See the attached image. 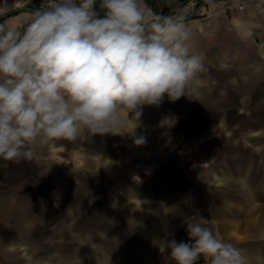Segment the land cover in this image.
I'll use <instances>...</instances> for the list:
<instances>
[{"label": "clouds", "instance_id": "clouds-1", "mask_svg": "<svg viewBox=\"0 0 264 264\" xmlns=\"http://www.w3.org/2000/svg\"><path fill=\"white\" fill-rule=\"evenodd\" d=\"M23 11L21 25L0 23V161L32 160L54 138L119 134L123 113L139 122L145 106L197 92L203 63L183 15L154 14L143 0H45ZM184 222L188 242L158 244L175 264H251L203 217Z\"/></svg>", "mask_w": 264, "mask_h": 264}, {"label": "rangeland", "instance_id": "rangeland-1", "mask_svg": "<svg viewBox=\"0 0 264 264\" xmlns=\"http://www.w3.org/2000/svg\"><path fill=\"white\" fill-rule=\"evenodd\" d=\"M240 6L223 9L221 15L225 23L214 25L208 28L207 35L204 33L192 39L190 49L202 58L203 63V70L198 73L194 84L197 92L174 102L165 97L155 113L156 117L150 122L152 128L144 136L146 142L140 147L134 144L129 134L105 135V140L98 135H95V140L94 136H85L79 146H72L69 142L68 145L74 147L69 149L52 139L32 160L0 166V232L4 233L5 239L21 231L19 229H23L31 217L41 216L29 214L30 211L67 212L69 228L73 225L88 226V214L76 217L72 214L83 203L82 198L72 196L73 178L79 177L84 182L91 178L95 182V198L98 200L108 176L120 170L128 171L131 179L139 182H151L155 176L154 169L158 168L163 175L174 176L175 180L185 176L178 180L180 189L188 193L187 196L182 195L183 207L191 212L204 205L215 208L209 200L216 186L209 167L212 164H229L237 155L250 151L261 152L260 156L264 157V124L260 121L264 119L261 118L264 104L253 101L264 99V94L259 95L253 85L249 92L248 79L242 72V67H247L255 59V45L247 39H241L240 43L233 35L230 22L232 15L241 10ZM202 16L197 14L193 18ZM209 70H217L218 74ZM227 70L234 72L226 74ZM202 125L212 129L203 137L190 138L188 130ZM124 126L130 129L133 125L126 123ZM88 140L91 143L95 141V157L84 149ZM197 145L203 148L196 150ZM88 161H95L93 169L85 166ZM255 182L254 194L249 201L254 207L239 213L236 226H248L264 212V188L259 187V174ZM233 196L239 198L237 193ZM14 198L22 201L25 214L12 209ZM56 224L55 221L51 225ZM72 238L70 232L71 257L77 251ZM27 250V246L0 247V264L9 263L13 256L24 257Z\"/></svg>", "mask_w": 264, "mask_h": 264}, {"label": "crops", "instance_id": "crops-1", "mask_svg": "<svg viewBox=\"0 0 264 264\" xmlns=\"http://www.w3.org/2000/svg\"><path fill=\"white\" fill-rule=\"evenodd\" d=\"M30 1L32 5L38 7H42L45 4V0ZM203 1L204 0H143V3L152 13L168 16L183 12L188 14ZM47 2L51 3L52 0H47ZM0 5L3 6V11L15 6L13 0H0ZM234 5H241V10L232 15L230 19L233 27V35L238 37L237 40H239L240 43H242L243 39L252 41L256 49L254 61L247 67H242L243 75L248 79L246 85L249 92L250 88H253V85L258 90L257 93L262 95L264 92H260L264 90V0H221L216 3L202 6L195 14H201L203 15L202 17L184 21L185 24L189 26L192 33L189 45H191L192 39L199 38L204 33L207 35L208 28L225 23L226 20L223 19L221 11ZM26 17L27 13L24 11H17L3 18L0 23L17 27L21 25ZM209 71L213 74H218L217 70ZM233 72L234 70H229L226 74H232ZM204 80L205 79H202V81ZM238 87L237 85L236 89H238ZM247 101H250V99ZM253 101L264 104V99H254ZM144 111L145 113H149L147 110ZM123 114L125 115L126 123L129 126H133H131L130 129L124 126L119 129V131L117 130V132L121 135H128L127 133L133 132L138 120L135 117L131 118V114V119H127V113ZM261 118H264V115H262ZM260 121L264 124V119ZM210 129H212V127H206L204 130L195 134L190 133L188 130V135L190 138L197 136L203 137ZM85 136H91V134L83 132L76 140H67L64 138L54 139L58 142L59 146L69 149L74 148L72 146L83 144L80 140L85 138ZM95 139L94 136L93 140ZM101 140H105L103 136ZM69 142L72 144L71 147L68 145ZM202 148L203 146L201 145L195 146L196 150ZM43 149L44 147L41 146L38 148L37 152ZM84 149L95 157V141L91 143L90 140H88V145L84 146ZM260 154L262 153L250 151L247 154L237 155L233 160L229 161V164H212L209 170L211 174H213L216 186L213 187V193L209 197V200L215 205V208L211 209L207 205H204L193 209L192 212L182 205V195L186 194L187 196L188 193L180 189L179 181H181L182 178L184 179L185 176L175 180V178H172L174 176L168 177L163 175L159 168L156 170L154 169L155 176L151 182L134 181L131 179L128 171L121 172L122 170H120L111 174L108 176L98 200L95 198V182L91 178H89L87 182H84L83 180L81 181L79 177H74L72 180L74 186H72V196L77 199L82 198L83 203L81 207L73 210V217L80 214H88L90 224L88 226H72V243L77 246L75 247L77 251L72 257L70 256L71 258L67 261V264H84L83 257L88 245L82 241L81 233L86 230V228H88L89 232H94V236L91 238L92 240L90 243L102 245L105 250L104 254L101 256H97V254L94 255L89 263L175 264V261L167 252H160L158 244L165 238L169 240L175 239L177 242H188V236L185 231L187 225L184 221L185 219L196 220L199 216L207 220L208 226L212 228L218 237L245 249L251 256V264H264V212L259 214L257 220L248 226H236L235 224L236 218L241 211L246 208L250 209L254 207V205L251 204L252 201H249L254 194L255 178L257 174L261 176L259 187L264 188V164L252 165L249 168L247 177L240 172L233 177L224 174V170L226 168H231L235 159L239 156L255 155L258 161L260 160L262 162L264 161V157H261ZM10 163L11 162L0 161V165L6 164L8 166ZM85 166L93 169L95 161H88ZM213 166L217 168L213 170ZM123 175L126 176L130 182L137 185L138 190L131 195L118 198L119 209L122 216L121 226H95L103 192L107 188L108 182L115 179L117 176ZM189 184L191 185L192 182L190 181ZM65 187L67 188L68 186ZM164 188H169V190L165 191ZM234 193L239 194L238 199L233 196ZM11 207L16 213L25 214L23 203L19 198H14ZM45 213H47V211H30L29 214L42 215ZM30 219L26 221L23 229H19L21 231L14 233L12 238L5 239L4 233L0 232V247H5V245L8 247H18L14 244L15 238L17 235L27 232L26 226H29ZM22 246H27L28 248L24 257L13 256V259L6 264H14L19 258L23 260L22 264H27L28 258L31 257V249L27 244L22 243L19 245V247ZM49 264H51V262H49Z\"/></svg>", "mask_w": 264, "mask_h": 264}, {"label": "water", "instance_id": "water-1", "mask_svg": "<svg viewBox=\"0 0 264 264\" xmlns=\"http://www.w3.org/2000/svg\"><path fill=\"white\" fill-rule=\"evenodd\" d=\"M221 0H204L193 8L185 17V20L192 19L199 8L208 5L210 3H216ZM26 7H38L32 4H26L23 6H14L8 8L0 13V21L6 16L15 13L17 11H23ZM161 16H165L164 14ZM159 107V106H158ZM157 106H145L142 110V115L135 126V132L137 136H146L149 129L152 128L151 120L155 118V113L158 109ZM147 110L149 113H145ZM206 127L202 125L197 128L189 129L190 133L195 134ZM146 145V144H145ZM260 161V160H259ZM255 155L239 156L235 159L231 168H226L224 174L226 176H236L238 173H242L246 177L248 176L249 168L252 165H262L264 161L259 162ZM217 167L213 166L215 170ZM168 191L169 188H164ZM138 190V186L128 180L126 176H117L108 182L107 188L103 192L101 206L97 213V222L95 226H121V211L119 209V199L122 196L131 195ZM67 213L47 212L39 217H32L30 219L29 226H26L27 232L16 236L14 244L19 246L24 243L30 246L32 264H37V261H48L51 264H67L70 259V246H69V233L72 232V226L69 228L66 224ZM115 219V222H114ZM57 222L55 226L51 224ZM93 225V224H92ZM94 232H89L88 228L81 233L82 241L87 243L88 248L83 257L84 264L89 263L94 255L101 256L104 254V246L91 244L90 241L93 238ZM90 244V246H89ZM22 259H17L14 264H22ZM105 264V263H98Z\"/></svg>", "mask_w": 264, "mask_h": 264}, {"label": "built area", "instance_id": "built-area-1", "mask_svg": "<svg viewBox=\"0 0 264 264\" xmlns=\"http://www.w3.org/2000/svg\"><path fill=\"white\" fill-rule=\"evenodd\" d=\"M31 4L30 0H13V4L15 6H23L26 4ZM3 11V6L0 5V12ZM198 264H210L209 259L201 257V259L198 261Z\"/></svg>", "mask_w": 264, "mask_h": 264}]
</instances>
